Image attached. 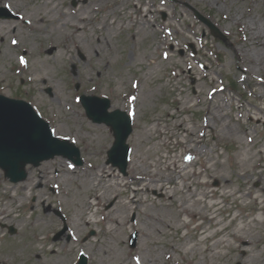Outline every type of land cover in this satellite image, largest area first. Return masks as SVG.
Instances as JSON below:
<instances>
[{
	"label": "rangeland",
	"instance_id": "rangeland-1",
	"mask_svg": "<svg viewBox=\"0 0 264 264\" xmlns=\"http://www.w3.org/2000/svg\"><path fill=\"white\" fill-rule=\"evenodd\" d=\"M4 6L19 19H0V95L30 103L84 164L56 157L19 184L0 170V264H264V0ZM82 95L132 116L126 175Z\"/></svg>",
	"mask_w": 264,
	"mask_h": 264
},
{
	"label": "water",
	"instance_id": "water-1",
	"mask_svg": "<svg viewBox=\"0 0 264 264\" xmlns=\"http://www.w3.org/2000/svg\"><path fill=\"white\" fill-rule=\"evenodd\" d=\"M195 16L210 28L214 37L225 40L214 24L196 11ZM12 17L5 9L0 10V18ZM82 104L93 122L106 124L112 129L115 142L108 153V164L126 174L131 152L127 140L133 131L131 117L121 111L110 113L111 105L107 99L83 96ZM57 156L68 158L77 165L83 163L79 149L68 141L55 138L49 124L30 104L0 96V169L5 177L12 183L23 182L28 177V165L39 167L42 162ZM10 232L14 234L16 231L11 227ZM136 240L135 234L131 238L132 248L136 246ZM78 264H88V259L81 255Z\"/></svg>",
	"mask_w": 264,
	"mask_h": 264
},
{
	"label": "bare ground",
	"instance_id": "bare-ground-1",
	"mask_svg": "<svg viewBox=\"0 0 264 264\" xmlns=\"http://www.w3.org/2000/svg\"><path fill=\"white\" fill-rule=\"evenodd\" d=\"M54 51V50H53ZM53 51H51V52H53ZM174 169H178V168H174ZM184 171V170H183ZM183 171H181V172H183ZM104 172V169H101L100 170V174H102ZM98 177L99 178H104V173L102 174V175H98ZM107 177H110V180H113V177L110 175V176H107ZM158 182H162V181H160V180H151V181H145V180H142V181H140V186L141 187H145V188H147V187H149V186H153V187H157V183ZM114 183H115V181H114ZM170 184V183H169ZM115 185V187H118V186H124V184L123 183H120V184H118V183H116V184H114ZM168 184L167 183H161V186H160V189H162V190H165V187L167 186ZM92 186V185H91ZM89 187V186H88ZM142 191V188H139L136 192L137 193H139V192H141ZM251 194V197H253V194L252 193H250ZM215 195V194H214ZM97 199V198H96ZM128 204H136V199H132L130 202H128ZM127 207V205L125 206V208ZM128 208V207H127ZM130 208V207H129ZM186 212H188L189 211V213L191 214L192 212H193V210H190V209H187V208H185L184 209ZM193 215H198L196 212H193ZM240 239V238H239ZM220 242H222V241H219L218 243H220ZM218 243H216V244H214V246L216 247V245L218 244ZM246 244H248V243H246ZM209 250V248L206 250V251H208Z\"/></svg>",
	"mask_w": 264,
	"mask_h": 264
}]
</instances>
